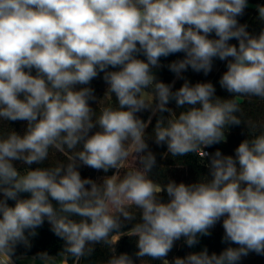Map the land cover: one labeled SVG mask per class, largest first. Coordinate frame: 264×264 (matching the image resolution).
<instances>
[{
  "label": "clouds",
  "instance_id": "1",
  "mask_svg": "<svg viewBox=\"0 0 264 264\" xmlns=\"http://www.w3.org/2000/svg\"><path fill=\"white\" fill-rule=\"evenodd\" d=\"M247 7L248 0H0V121L26 122L23 135L0 133V264H13L17 245L30 248L45 220L64 245L57 256L37 253L32 264H81L97 244L112 248L106 264H133L128 254H115L123 235L138 238L137 258L169 264L175 241L183 237L191 247L221 220L223 241L238 247L219 255L205 248L174 264H237L249 252L264 255V131L243 120L251 138L234 156L202 150L241 124L244 98L264 100V29L252 35L238 22ZM257 12L264 22V5ZM176 53L185 56L167 67L184 83L173 91L175 81L158 80L153 69ZM215 58L227 61L219 84L230 99L217 97L211 82L182 76L189 67L208 75ZM101 72L115 106H101L86 86ZM172 100L189 107L177 116L167 107ZM145 110L169 114L156 120L155 143L166 144L173 158L209 157L210 178L166 185L150 178L156 157L145 130L152 115H137ZM51 149L72 154L67 163L29 167L47 161ZM132 155L142 167L121 174ZM81 165L116 171L98 183L81 177Z\"/></svg>",
  "mask_w": 264,
  "mask_h": 264
},
{
  "label": "trees",
  "instance_id": "2",
  "mask_svg": "<svg viewBox=\"0 0 264 264\" xmlns=\"http://www.w3.org/2000/svg\"><path fill=\"white\" fill-rule=\"evenodd\" d=\"M257 5H264V0H248V7L245 9L244 15L237 17L240 24H245L247 26V31L252 35H258L262 29H264V22L257 19ZM209 38L215 39V33H212ZM230 44L238 46V41L232 39L229 41ZM185 56L184 53H176L169 55L168 57H161L160 59V68L153 69L154 74L157 79L166 83L173 84V91L179 89L184 83V79H178L176 75L169 70L167 67L173 61L183 59ZM138 58L145 59L143 55H140ZM231 59V58H229ZM219 66L218 70H213L205 75L202 71L195 72L189 67L186 71L182 73V76L186 78L190 84H195L197 82H211L216 89V96L221 99H230L231 94L228 93L225 89L220 87L219 80L222 74L227 70V61H221L218 58L213 60V66ZM116 70V69H109ZM35 75V70L32 72ZM103 73L91 81L87 87L94 89V94L98 98H104L103 104L105 106L111 104L116 105L115 97L112 95L105 96L106 88L104 87ZM90 106L96 110L97 101H90ZM168 108L172 109L173 112L178 116L181 111L186 110L189 106H184L182 108H177L174 100L170 101L167 105ZM241 112L237 115L240 116L242 122L240 125H229L227 131L225 132V140L214 144L212 146H205L203 148L208 150L209 154H213L216 150H220L223 155H235V149L238 145L245 139H250L249 129L244 121H253L258 125L257 134L261 131H264V100L259 98H244L241 102ZM99 111L97 110V115ZM151 111L145 110L137 115L144 121L148 120V117L151 115ZM160 115L167 117L169 114L157 113L152 116L151 124L146 128V143L148 144V150L152 151L156 157V165L149 173L151 179L155 182L166 185L170 180L177 183L183 182L185 184L195 183L200 178L204 176H209V169L206 165L209 163V157L201 158L195 153H189L182 157L173 158L170 154H167V145H157L154 138L150 135L155 126L156 120ZM244 120V121H243ZM26 129V122L24 121H0V133L7 134L10 131H16L18 134L23 135ZM97 129H93L95 131ZM72 153L67 150L61 152L55 149L50 150L49 159L41 165L33 164L29 167H48L54 166L56 163H67L68 157ZM19 171H24L25 166L16 162ZM78 170L80 171L82 178H91L98 183L100 182L97 178L98 171L90 167L81 165ZM110 173L114 172V169L109 170ZM210 178V176H209ZM161 199L166 202L168 200L167 194L161 192L159 194ZM20 198H27V195L24 193L20 194ZM7 203L9 206H14L15 201L8 200ZM132 227L131 224H127L122 231L127 232ZM37 235L35 237H29L31 242V247L26 248L24 245H17L15 255L12 258H16L22 253H33L37 254L39 252H47L48 254H58L64 245V241L57 237L52 231L51 226L47 220L41 227L36 229ZM224 229L222 227V220L216 224V226L210 230V235L207 236H198V243L189 247L184 238L182 237L178 241V246H176L174 252L165 257L168 260L169 264H174V259L176 257L185 258L190 253H199L205 248L208 251V254L211 255L215 253L217 255L221 254L228 247H238L236 244L223 241ZM138 238L135 236L123 235L120 239L113 245L115 249V254L118 256L120 254H128L130 258L134 261L137 259L135 253L138 251L137 248ZM94 252L91 256L85 258L81 261V264H106V261L112 255V248H109L105 245H95ZM148 258V257H146ZM152 264H163L161 260H152ZM237 264H264V255L257 254L255 252H249L247 256H242Z\"/></svg>",
  "mask_w": 264,
  "mask_h": 264
},
{
  "label": "rangeland",
  "instance_id": "3",
  "mask_svg": "<svg viewBox=\"0 0 264 264\" xmlns=\"http://www.w3.org/2000/svg\"><path fill=\"white\" fill-rule=\"evenodd\" d=\"M218 68H219V66H217V65H214V66L212 67L213 70H218ZM79 87H84V86H77V88H79ZM104 87H105L106 89H107V87H108L107 84H106L105 82H104ZM107 96H109V95H107ZM100 99H101L100 104H103V102H104V98H98L97 101L100 100ZM154 103H155V101H154ZM149 111H150V110H149ZM151 115H152V114H151ZM152 116H153V115H152ZM135 167L140 168V167H142V165H140L139 161L136 160L135 155H132V156L129 158V160L125 163L124 168L120 170V171H121V174H123L124 171L129 170V169H132V168H135ZM115 171H116V170H114V172H115ZM114 172H113V173H110V172L108 171L107 173H104L102 170H100V171H98V176H97V178H98V180H99L100 182H102V178H103L104 176H106V175H107V176H111L112 174H114ZM24 194L27 195V198L30 197V193H24ZM0 198H3V197H2V194H0ZM50 200H51V198H50ZM51 202H52V204L54 205V207H55V206H58L56 201L51 200ZM73 218L79 220V217H73ZM178 241H179V240H177V241L174 242L173 248H172V250L168 253V255H170V254H172V253L174 252L176 246H178ZM50 255H52V256H57L58 254H50ZM142 259H143V261L141 262ZM134 264H152V261L149 260V259L146 258V257H145V258H137V259L134 261Z\"/></svg>",
  "mask_w": 264,
  "mask_h": 264
},
{
  "label": "crops",
  "instance_id": "4",
  "mask_svg": "<svg viewBox=\"0 0 264 264\" xmlns=\"http://www.w3.org/2000/svg\"><path fill=\"white\" fill-rule=\"evenodd\" d=\"M50 255V254H49ZM36 256L33 253H22L18 255L16 258H12L13 264H32V257ZM36 264H39L37 260Z\"/></svg>",
  "mask_w": 264,
  "mask_h": 264
},
{
  "label": "built area",
  "instance_id": "5",
  "mask_svg": "<svg viewBox=\"0 0 264 264\" xmlns=\"http://www.w3.org/2000/svg\"><path fill=\"white\" fill-rule=\"evenodd\" d=\"M202 150H203L204 152H207V153H208V150H207V149L203 148Z\"/></svg>",
  "mask_w": 264,
  "mask_h": 264
}]
</instances>
